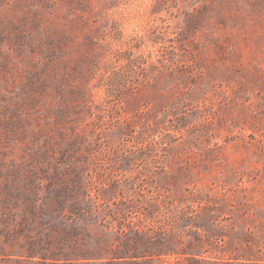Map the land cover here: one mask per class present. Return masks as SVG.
I'll return each mask as SVG.
<instances>
[{"label":"rangeland","instance_id":"obj_1","mask_svg":"<svg viewBox=\"0 0 264 264\" xmlns=\"http://www.w3.org/2000/svg\"><path fill=\"white\" fill-rule=\"evenodd\" d=\"M0 264H264V0H0Z\"/></svg>","mask_w":264,"mask_h":264}]
</instances>
